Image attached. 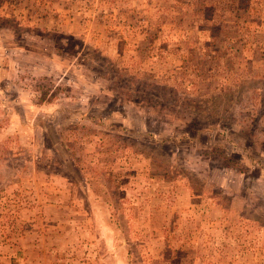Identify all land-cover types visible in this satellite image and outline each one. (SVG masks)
Segmentation results:
<instances>
[{
	"label": "rangeland",
	"instance_id": "obj_1",
	"mask_svg": "<svg viewBox=\"0 0 264 264\" xmlns=\"http://www.w3.org/2000/svg\"><path fill=\"white\" fill-rule=\"evenodd\" d=\"M0 264H264V0H0Z\"/></svg>",
	"mask_w": 264,
	"mask_h": 264
}]
</instances>
